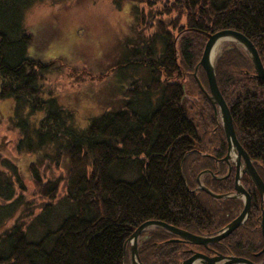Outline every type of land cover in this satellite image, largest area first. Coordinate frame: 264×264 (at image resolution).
<instances>
[{"label":"trees","instance_id":"trees-1","mask_svg":"<svg viewBox=\"0 0 264 264\" xmlns=\"http://www.w3.org/2000/svg\"><path fill=\"white\" fill-rule=\"evenodd\" d=\"M40 1L0 0V98L15 100L14 151L36 156L31 188L15 163L0 167V264H131L130 240L148 221L220 234L244 204L200 188L201 176L204 188L231 195L236 173L219 179L229 169L228 142L200 63L209 37L230 30L253 43L264 66V0H167L158 22L149 16L153 36L138 30L118 66L132 81L124 108L84 128L44 89L46 73L62 62L28 56L25 16ZM138 17L147 27L146 15ZM214 71L237 139L264 181V81L235 42L225 43ZM242 184L252 197L247 222L210 247L264 264V253L256 256L264 248L261 197L248 175ZM203 251L161 227L138 241L142 264H182Z\"/></svg>","mask_w":264,"mask_h":264},{"label":"rangeland","instance_id":"rangeland-1","mask_svg":"<svg viewBox=\"0 0 264 264\" xmlns=\"http://www.w3.org/2000/svg\"><path fill=\"white\" fill-rule=\"evenodd\" d=\"M166 2L167 0H43L27 11L25 24L33 36L28 56L43 62H62L46 73L43 85L47 96L49 92H53L57 102L73 112L78 127H86L90 119L106 111L124 108L131 95L129 90L132 88V81L121 75L118 66L127 47L139 40L138 30L146 39L153 36L156 27L150 26V21L153 17L157 22L161 19L158 12ZM138 14L141 19L146 15L147 27L140 25ZM150 15L153 17H149ZM223 48L224 44L218 50L215 60L221 55ZM74 69H77V73ZM198 70L199 67L196 68L194 77L197 78L198 85L202 86L197 76ZM201 73L200 70V76ZM204 74L207 80L206 73ZM14 105V99L0 98V167L5 160L15 163L25 183L31 188L28 166L35 161L36 156L18 155L14 151L17 136L12 126ZM230 157L231 161L225 162L229 169L219 179L230 176L232 167L236 165L237 153L233 148ZM199 182L201 185V178ZM241 185L243 186L242 182ZM232 196H239V200L245 201V197L236 192V180Z\"/></svg>","mask_w":264,"mask_h":264},{"label":"water","instance_id":"water-1","mask_svg":"<svg viewBox=\"0 0 264 264\" xmlns=\"http://www.w3.org/2000/svg\"><path fill=\"white\" fill-rule=\"evenodd\" d=\"M225 39V42H235L241 45L248 55L250 56L254 68L256 70V74L258 78L264 81V66L259 56V53L253 43L243 34L236 32V31H222L215 35L209 37V40L206 44L205 51L203 58L201 60L200 66L204 69L207 80L208 86L211 94V101L213 104V108L216 114L220 113L223 121V127L225 131V135L227 138V142L229 145V152L227 156L224 158L225 161L229 162L231 157V148H233L237 153V163L235 166L236 170V192L246 197V201L244 202V208L241 214L235 219L231 224H229L221 234L214 236V237H201L195 234H191L174 226H170L160 221H148L134 233L130 240L131 244V261L132 264H141L138 255L137 243L139 236L145 230L150 227H162L176 236L187 240L194 245L204 246L208 248L212 244H216L227 238L231 233L237 230L241 225L245 223L247 220L249 213L252 207V197L247 192V190L240 184L241 176L246 173L249 175L250 179L252 180L253 184L257 188L260 197H261V204L263 208V222H262V229H263V237H264V182L259 176L256 168L253 165V162L247 152L243 149L240 145L234 128L233 118L230 113L229 107L227 106L217 84L216 75L214 71V60H212V53L215 47V44L221 40ZM196 76V74H195ZM201 86V84H200ZM204 191L213 196L216 199H223L226 198V195H216L212 193L209 189L204 188ZM182 264H255L249 260L236 258L233 256L226 257V256H215V257H208L204 254L196 253Z\"/></svg>","mask_w":264,"mask_h":264},{"label":"flooded vegetation","instance_id":"flooded-vegetation-1","mask_svg":"<svg viewBox=\"0 0 264 264\" xmlns=\"http://www.w3.org/2000/svg\"><path fill=\"white\" fill-rule=\"evenodd\" d=\"M261 206H262V204H261ZM262 208V207H261ZM250 215V214H249ZM248 220V219H247ZM247 220H246V222H247ZM245 222V223H246ZM256 222H259L258 223V226L257 227H259L260 228V230H261V236H262V238L264 239V237H263V229H262V222H263V214L261 213V216L258 218V220L256 219ZM244 223V224H245ZM243 224V225H244ZM232 234V233H231ZM230 234V235H231ZM229 235V236H230ZM178 241H182V242H188L187 240H184V239H182V238H180V239H177ZM194 246H196V245H194ZM210 246H212V245H210ZM208 247V248H206L207 249V251H203V252H195L194 254H196V253H199V254H204V255H206V256H208V257H215V256H226V255H223V254H221V252H219L218 250H216V249H214V248H211V247ZM264 253V248L261 250V252L260 253H258V254H256V256H261L262 254ZM194 254H192V255H194ZM229 256H231V255H227L226 257H229ZM233 257H236V258H242V257H237V256H233ZM242 259H246V258H242ZM246 260H249V259H246ZM249 261H251V260H249ZM251 262H253V261H251ZM253 263H255V264H258V263H256V262H253Z\"/></svg>","mask_w":264,"mask_h":264},{"label":"bare ground","instance_id":"bare-ground-1","mask_svg":"<svg viewBox=\"0 0 264 264\" xmlns=\"http://www.w3.org/2000/svg\"><path fill=\"white\" fill-rule=\"evenodd\" d=\"M225 39H221L219 40L216 44H215V47H214V50H213V55H212V60H214L217 56V52L218 50L220 49V47L225 43ZM233 155L236 156V154L233 153Z\"/></svg>","mask_w":264,"mask_h":264}]
</instances>
